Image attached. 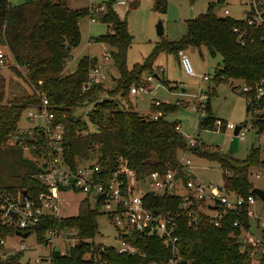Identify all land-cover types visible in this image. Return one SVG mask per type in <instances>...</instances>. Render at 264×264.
<instances>
[{"label": "trees", "instance_id": "1", "mask_svg": "<svg viewBox=\"0 0 264 264\" xmlns=\"http://www.w3.org/2000/svg\"><path fill=\"white\" fill-rule=\"evenodd\" d=\"M156 4H164V0H156ZM88 14V8L69 9L67 0H23L19 4L0 0V47H4L12 58L8 70L28 90L24 95L9 98L6 79L0 71V192L10 199L25 190L34 199L44 189L36 178L39 171L36 163L25 157L21 146L9 144L8 138L17 132L22 113L31 106H38L45 96L55 112L56 122L64 126L62 158L70 167L83 160L97 159L108 177L118 164L123 163L134 177L142 180L155 170L180 169L178 155L187 151L193 157L216 162L222 170V185L227 191L243 198L254 194L249 182L250 170L253 167L264 169L259 146L252 145L243 160L233 159L218 150L200 149L198 144L187 147L185 136L175 129L177 123L161 114L153 119V116L148 118L138 114L131 107H119L116 99L127 95L130 85L133 81L138 82L143 70L152 69L153 60L160 51L177 55L178 50L187 47L204 46L212 57H220L213 76L215 83L254 84L264 78L262 30L247 27L242 19L229 16L220 19L209 8L206 13L189 20L186 34L178 42L153 47L141 63L128 68L126 59L131 37L126 21L108 3L101 20L111 26V32L95 40L112 48L110 55L118 75H112V87L104 89L100 83L89 82V69L96 64L94 58L82 56L73 71L65 72L72 58L71 52L80 42L79 22ZM234 27L245 31L252 41L247 40L241 45L233 32ZM101 92L119 98H104L100 96ZM89 104L92 106L84 113L86 119L82 113H75ZM152 109L163 114L173 112L168 104L160 102H154ZM203 111L205 114L200 117L197 129H214L216 118L209 111L207 101ZM250 121L258 133L264 129V113L253 115ZM89 125L94 129L91 130ZM33 136L38 150H43L44 135L35 129ZM24 142L31 141L25 139ZM177 201V197L165 194L150 206L167 210ZM97 215V208H91L84 199L77 216L59 220L47 216L32 232L36 242L42 243L49 229L75 228L78 231L74 246L63 243L58 251L52 250L53 264H139L142 261L139 257L118 254L113 248L90 242L96 233ZM235 220L241 227L233 226ZM248 222L246 211L224 213L217 226L202 215L197 226L181 227L180 257L188 264H247L248 245L239 233L240 229L248 228ZM16 231L18 227L14 224L0 222V239L14 237ZM151 245L156 248L151 249ZM141 249L149 255L148 259L166 255L156 238L147 240ZM22 255V252H16L5 259L0 258V264H21Z\"/></svg>", "mask_w": 264, "mask_h": 264}, {"label": "built area", "instance_id": "2", "mask_svg": "<svg viewBox=\"0 0 264 264\" xmlns=\"http://www.w3.org/2000/svg\"><path fill=\"white\" fill-rule=\"evenodd\" d=\"M245 9L238 19L245 21L247 27L262 30L264 36V0H241ZM228 14V10H224ZM94 21V18H91ZM239 42L244 45L247 40L252 41L248 34L238 27L233 28ZM179 65L188 76H195V70L189 57L182 49L177 52ZM8 63L4 59V52L0 49V67ZM89 82L100 83L107 76L98 63L89 69ZM213 75L203 74L202 80L213 79ZM152 76L147 77L151 81ZM231 87V86H230ZM143 81L138 86L130 89L131 94L144 90ZM231 89L241 95L247 105L250 117L264 113V78L254 84H235ZM86 90V87L83 88ZM196 111H203L208 96L204 90L197 93ZM158 104V101H155ZM24 120L27 125H19L17 132L8 138L11 145L18 144L24 150L26 158L34 161L39 169L36 178L44 187L37 196L32 199L29 195L23 197L18 193L14 198H8L0 192V222L14 224L18 231L34 234L32 229L47 217L59 220L58 214L62 204V193L65 191L81 192L91 208H97L98 213L104 215L117 231L119 246L113 248L116 253L135 256L142 259L139 264H179L183 258L179 254V242L181 240V227H195L204 215L207 221L213 225H219L224 213L233 211H246L250 218L252 212L249 206L255 202V194H248L245 198L227 191L223 185L212 182H202L195 175L191 154L182 151L178 155V167L166 169L164 172L152 171L144 179L134 177L128 166L120 163L107 177L97 159L83 160L70 167L62 158V139L64 126L56 122L55 112L47 97L41 98L38 106H31L24 111ZM160 113L153 115L156 119ZM201 116H197V123ZM235 125L226 123L225 128L233 130ZM38 129L44 135V149L38 150L34 141L33 132ZM175 129L180 132V126ZM246 129L240 125L238 132L239 141L244 140ZM187 147L196 144V138L186 137ZM29 139L31 142H24ZM31 143V144H28ZM131 175V176H129ZM258 177V175H256ZM146 183L144 190L140 185ZM173 195L178 198V203L167 210L154 209L150 206L156 198L164 195ZM92 200V205L90 203ZM214 206V209L209 207ZM206 211H211L208 213ZM234 227H241L238 220L233 222ZM78 231L75 228L46 231L42 245L49 249L45 258L37 257L35 262L40 264H53L52 250L58 241L72 247L71 241L76 240ZM35 236V234H34ZM19 237V236H17ZM0 239V246L6 247L7 239ZM21 238V237H20ZM158 239L164 254L161 258L148 259V254L141 247L149 239ZM36 241V238H35ZM0 249V258L5 259L7 252ZM154 249V245L150 246ZM23 242L12 252L25 251ZM184 260V259H183ZM185 264L188 262L185 260Z\"/></svg>", "mask_w": 264, "mask_h": 264}, {"label": "rangeland", "instance_id": "3", "mask_svg": "<svg viewBox=\"0 0 264 264\" xmlns=\"http://www.w3.org/2000/svg\"><path fill=\"white\" fill-rule=\"evenodd\" d=\"M23 0H9L11 4H19ZM108 3L121 6L119 12L126 15L127 30L131 37V43L127 51V67L131 68L135 63H141L152 51L153 47L163 43L178 42L187 31L188 22L191 18H197L206 13L209 8L218 16H229L240 18L245 9L241 0H164V4L155 5L156 0H67L69 9L88 8V15L80 20V42L72 50V58L67 63V71H73L77 62L83 55L91 56L103 64L102 71L107 78L102 81L103 88H111L112 80L110 75L116 76V71L112 68V58L105 57V51L111 52L112 49L106 43L95 40L97 37L110 32L107 23L101 21L102 13ZM228 14H224V10ZM100 13V14H99ZM192 14V17H191ZM94 18L91 22L90 18ZM158 20L162 21L164 33L161 36L156 35L155 25ZM4 59L8 63L1 66L0 71L6 79V93L9 98L18 95H24L28 92L24 84L8 70V65L12 63L11 56L4 49ZM189 57L195 70V76H188L177 64L178 56L173 52L162 50L153 60V67L149 70H143L139 75V80L133 81L132 87L138 86L143 81L145 88L137 94H129L123 98L112 96L106 92H101L100 96L104 98L113 97L119 103V107H131L138 114L152 118L158 114V110L152 109V104L158 101L162 104H168L173 112L163 114L167 120L177 123L180 126V132L188 137L194 136L196 144L200 149L210 151L218 150L226 154L232 130L226 129L225 124L242 125L246 129L245 138L239 141V147L231 156L236 160H243L248 154L252 145H257L262 149L261 157L264 158V129L258 133V130L251 123L245 99L233 91L230 84L215 83L212 79L202 80L201 75H213L217 68L220 57H212L207 48L187 47L183 49ZM176 56V57H175ZM177 59V60H176ZM99 63V64H100ZM163 69L164 78H161ZM156 74L158 77H155ZM118 75V74H117ZM163 75V74H162ZM152 76L151 81L147 77ZM232 85L235 83L232 82ZM110 86V87H107ZM204 90L208 96L209 111L216 118L214 129H197V116H203L205 111H196L194 105L197 103V93ZM184 90V91H183ZM206 104V103H205ZM92 105H87L75 111L76 114H83L91 109ZM206 106V105H205ZM25 113H22L20 119L21 125H27L24 120ZM90 126V125H89ZM90 129L94 127L90 126ZM192 157V155H190ZM192 164L195 175L202 182H212L222 185V170L216 162H211L203 158L192 157ZM249 182L253 187L264 188V169L262 167L251 168ZM258 175V177H256ZM131 176V175H129ZM146 183L140 185L144 190ZM62 204L58 217L61 219L75 217L78 215L85 194L73 191L62 193ZM92 205V200L90 199ZM252 216L249 218L248 228L240 229L239 235L248 245L246 257L247 264H264L261 259L264 258V207L262 201L256 197L255 202L249 206ZM212 213L211 211H206ZM259 218L257 224L256 219ZM96 233L90 240L94 245H102L106 248H117L119 240L117 231L110 224L109 220L102 214L95 217ZM23 242L25 251H20L23 255L20 257L21 264H36L37 257L45 258L49 249L35 241L34 234H29L26 238L17 236L7 239V246L2 250L7 252L8 256L14 254L12 250ZM63 247V242L58 241ZM76 243V240L70 244ZM63 250V248H62ZM40 264H46L45 261Z\"/></svg>", "mask_w": 264, "mask_h": 264}, {"label": "water", "instance_id": "4", "mask_svg": "<svg viewBox=\"0 0 264 264\" xmlns=\"http://www.w3.org/2000/svg\"><path fill=\"white\" fill-rule=\"evenodd\" d=\"M191 17H192V14H191ZM219 18L223 19L222 16H220ZM155 31H156V35L157 36L163 35L164 29H163V24H162L161 20H158V22L156 23ZM154 76L157 77L156 74H154ZM110 77H111V79H113L112 75H110ZM239 129H240V125H235L233 130H232L230 141H229V145H228V149H227V154H229V155H232L234 152H236V150L239 147V139L237 137ZM252 192L255 194V196L257 198H259L262 201L263 207H264V189L259 188V187H253ZM22 195H23V197H27L28 196L27 192L25 190L22 191ZM209 208L214 209L215 207L211 206ZM256 222L257 223L259 222V218L256 219ZM29 233H30L29 231H26V232L16 231L15 232V236H19L21 238H26L29 235ZM58 249H59V247H58V245H56L54 247V250L58 251ZM101 251H103V250L101 249ZM185 263L186 262L183 259L180 260V262H179V264H185Z\"/></svg>", "mask_w": 264, "mask_h": 264}, {"label": "crops", "instance_id": "5", "mask_svg": "<svg viewBox=\"0 0 264 264\" xmlns=\"http://www.w3.org/2000/svg\"><path fill=\"white\" fill-rule=\"evenodd\" d=\"M111 7L113 8V10L116 12V14L121 18V19H124L125 20V18H126V15H123V14H121L120 12H119V10H118V8H120L121 6H119L118 4L117 5H114V4H111ZM100 14V13H99ZM103 14V13H102ZM89 18H90V16H89ZM93 18V17H92ZM90 21H91V18H90ZM102 21V20H101ZM126 21V20H125ZM91 22H93V21H91ZM109 27H110V32H111V26L109 25ZM110 32H108V33H110ZM108 45V44H107ZM108 47H110L109 45H108ZM111 48V47H110ZM112 49V48H111ZM192 49H193V47H192ZM74 50V49H73ZM73 52V51H72ZM111 52H108L107 50L105 51V57L106 58H111ZM83 56H87V55H83ZM89 57H91V56H89ZM176 57V56H175ZM91 58H93V57H91ZM12 59V58H11ZM96 60V59H95ZM177 60V59H176ZM177 62V64L179 65V61L177 60L176 61ZM96 63H100V62H98L97 60H96ZM140 63V62H139ZM216 64L218 65V63L216 62ZM100 65L102 66L103 64H101L100 63ZM104 66V65H103ZM102 66V67H103ZM112 66H113V64H112ZM180 66V65H179ZM218 67V66H217ZM115 71H116V68L113 66L112 67ZM181 68V67H180ZM66 69H67V67L65 68V71H66ZM162 70V72H161V78H164V73H163V69H161ZM216 70H217V68H216ZM216 70L214 71V74H215V72H216ZM183 71V70H182ZM69 72H71L70 70L69 71H67V73H69ZM117 71H116V76H117ZM163 74V75H162ZM112 75V74H111ZM208 75V74H207ZM158 77V76H157ZM213 80V79H212ZM217 83H220V82H217ZM216 83V84H217ZM107 87H110V86H107ZM184 91V90H183ZM129 94L131 95V93L129 92ZM137 94V93H136ZM134 111V110H133ZM179 125V124H178ZM260 188V187H259ZM262 189H264V188H262ZM259 223V222H258ZM257 223V224H258Z\"/></svg>", "mask_w": 264, "mask_h": 264}]
</instances>
